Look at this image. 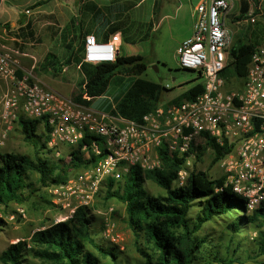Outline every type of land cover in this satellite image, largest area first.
<instances>
[{"label": "trees", "instance_id": "1", "mask_svg": "<svg viewBox=\"0 0 264 264\" xmlns=\"http://www.w3.org/2000/svg\"><path fill=\"white\" fill-rule=\"evenodd\" d=\"M242 2L246 7V0ZM43 3L33 4L31 8ZM85 8L94 12L95 19L101 16L102 11L93 3H87ZM7 28L10 29L11 25L8 24ZM118 29L119 26L114 28L113 25L112 33ZM127 31L124 29V32ZM13 34L20 40L36 39L34 20L29 19L26 24L16 28ZM67 36L65 33V40ZM76 36L79 45L75 49ZM86 36L81 29L66 43L69 54L64 61L56 54L48 53L39 68L35 69L36 72L40 70L41 73L58 77L63 73L65 65L75 62L83 77L71 98L90 106L95 98L106 93L116 74L141 76L148 64L142 55L118 56L116 60L99 63L86 61ZM15 43L23 45L19 41ZM258 46L255 43H239L231 47L228 62L222 72L228 88L243 86L248 64ZM18 75L22 76L23 72L19 70ZM140 76L134 80L112 112L142 120L144 115L162 102L166 86ZM203 92V82L199 81L170 100L169 104L194 99ZM15 123L19 124L26 141L34 146V157L0 148V211L6 212L12 204L25 205L34 195L53 206L49 188L65 183L72 175L96 163L95 156L86 159L80 148L83 143H89V137L72 150V147L63 146L66 150L62 149V156L55 158L50 155L51 150L47 147L49 127L44 118H31L20 111ZM208 147L213 149L215 162H219L232 149L228 141L220 144L215 138L208 139L205 149ZM201 148L199 146L197 149L199 160L204 155ZM161 156L163 168L143 171L139 166L131 167L123 179L105 180L104 188H101L97 196L105 194V199L117 198L125 204L140 259L135 262L124 259L116 245L98 240L93 228L92 208L81 206L68 220L52 221L33 231L28 238L9 244L0 253L1 264H234L238 257L224 256L222 245L216 244L214 237L206 231V226L214 222L225 225L233 235L246 233L244 241L250 240L247 234L250 229L258 231L257 239L251 237L258 251L250 252L253 254L247 257L256 260V256L264 255V201L250 210L248 199L235 192L233 186L225 185L224 174L213 178L202 170H191L186 184L176 186L175 180L185 166V157L163 149ZM33 174H37V180L32 179ZM148 179L165 189L166 193L153 195L148 192L144 186ZM7 225V220L0 215V231ZM239 245L234 256L241 250L243 243ZM227 249L230 251L231 247Z\"/></svg>", "mask_w": 264, "mask_h": 264}, {"label": "built area", "instance_id": "2", "mask_svg": "<svg viewBox=\"0 0 264 264\" xmlns=\"http://www.w3.org/2000/svg\"><path fill=\"white\" fill-rule=\"evenodd\" d=\"M231 2L200 0L194 11L193 33L178 47L181 67L199 72L204 92L180 103L161 102L142 120L94 110L30 74L19 76L20 50L0 40V81L5 85L0 95V143L23 111L31 118H44L49 127L47 147L55 157L62 156L63 146L72 150L89 137L81 151L86 159L97 158L65 183L49 188L59 211L55 222L68 220L81 206L91 207L108 178L121 180L134 166L143 171L163 168L162 149L185 157V166L175 180L176 186L185 185L192 162H199L197 149L201 146L205 154L209 138L232 146L219 161L225 185L246 197L250 210L264 201V43L251 57L243 86L228 88L222 72L234 39L225 23ZM250 17L251 22L257 21L254 10ZM85 44L86 61H113L119 56L120 34H113L107 43L88 34ZM20 212L26 216L24 209Z\"/></svg>", "mask_w": 264, "mask_h": 264}, {"label": "rangeland", "instance_id": "3", "mask_svg": "<svg viewBox=\"0 0 264 264\" xmlns=\"http://www.w3.org/2000/svg\"><path fill=\"white\" fill-rule=\"evenodd\" d=\"M121 1L122 0H116L117 4ZM137 1L138 0H128V2L131 3ZM152 1L153 0H148L141 7L132 9L131 19L133 20V24L126 32V35H133L138 38L146 34V37H142L140 41L138 40V44H130L129 47L125 46L122 52V55H143L146 57V62L148 64L147 69L141 76L131 73L116 74L112 78L106 93L92 101V109L111 113L115 110L121 97L139 76L160 82L165 86L169 85L163 92L162 102L175 98L195 83L203 81V77L198 71L185 70L179 63L178 47L183 38H181L182 31L178 28V24L175 29L171 30V23L169 20H166L162 28L155 31H151L146 24L141 26V22L149 19L151 15ZM199 1L200 0H177L178 4L183 3L181 14L184 24L190 20L193 7L196 6ZM236 1L240 2V0ZM248 1L253 3L254 11L257 18H259V22L255 26L264 28V0H256L257 2L254 0ZM33 4L34 3L17 6V4L8 2L7 0H0V19L13 20L15 16L23 17V15H25V19L32 18L34 20L37 30L36 39L30 40L29 42L23 41L22 46L14 43L15 47L21 52L20 70L23 74H30L35 80L44 84L47 83L53 89L69 96L74 88L72 85L63 84V88L60 89V87L55 84L57 80H67L68 74L66 71L58 77H53L49 74L41 73L40 70L36 72L35 68H39V65L44 61L48 53L56 54L60 60H63L67 55V44L64 34L68 31L69 35L78 33V30H76L74 26H72V28L74 27L72 31L69 25L70 21L74 19L82 20L81 22L86 23L89 21V17L87 15H81V12H79L74 5V0H45V3L31 8ZM27 9H30L29 13ZM262 11L263 15L261 16ZM73 16L74 18H72ZM11 20L9 22H11ZM243 22L244 25L247 23H245V21ZM78 45L79 38L76 36L74 47L76 48ZM24 53L28 54V56H24ZM22 59L24 60L23 63ZM154 65H157L159 71H156ZM0 84L5 89V85L1 81ZM3 88L0 89V95L4 91ZM7 131L5 140L3 143H0V148L2 150L26 153L34 157L35 148L26 141L19 124L14 123L12 128ZM101 146L104 148L103 143H101ZM62 149H64V151L66 150L64 147H62ZM50 155L55 157L52 152H50ZM213 157V149L207 148L204 156L199 162H192V168L206 171L213 178L221 177L224 174L223 167L220 162H215ZM32 179L37 180V174H33ZM144 186L146 190L153 195L166 193L165 189L157 185L151 179H148ZM237 193L240 195L239 192ZM104 195L105 194L99 196L91 206L94 216L93 228L96 230L97 238L105 244L112 243L116 245L121 251V255L124 259L135 262L140 259L141 256L137 253L135 248V235L128 223L126 206L117 198L107 200ZM47 197L48 196H46V198ZM21 209L26 210L25 217L21 216ZM58 214L59 211L56 210L54 206L42 202L38 195H34L25 205L12 204L6 212L0 211V215L8 222V225L0 231V253L9 244L23 238H28L33 231L44 225L50 224ZM206 231L214 237L216 244L222 245L221 252L224 256L240 258H237L234 264H264V255L256 256V260L247 257L248 254H253L250 252L258 251V247L254 240L259 237V234L258 231L253 228L247 232L250 236L249 241H244L246 233L233 235L225 225L217 222L209 223L206 226ZM252 236L254 240L251 239ZM241 242L243 243L240 247L241 250H238L236 256H234L235 249L240 246L239 244ZM229 246L231 247L230 251L227 249Z\"/></svg>", "mask_w": 264, "mask_h": 264}, {"label": "crops", "instance_id": "4", "mask_svg": "<svg viewBox=\"0 0 264 264\" xmlns=\"http://www.w3.org/2000/svg\"><path fill=\"white\" fill-rule=\"evenodd\" d=\"M7 1L15 3L17 4V6L26 5L30 3L36 4L38 2L45 3V0H7ZM147 1L148 0H138L135 3H131V2H128V0H122L120 3L117 4L116 0H101V1L99 0H74V5L77 7L78 11L81 12L82 16L87 15L89 17V21L85 23V22H81L82 20L72 19L69 25L71 26V28L72 26H74L75 29L78 30V33L82 29V32L84 34H87V35L94 34L99 43H107L111 40V37L113 34L115 33L120 34L119 56H127V55H122L123 48L125 46L129 47L130 44H138L137 43L138 40L140 41L142 37H146V34H144L142 37L136 38L133 35L132 36L126 35V32H124V29L129 30L130 26H132L133 24V20L131 19L132 9L141 7ZM254 1L257 2L256 0ZM246 2H247V5L246 7H244L242 0H240V2L236 0H232L230 12L228 13L226 20H225L226 25L232 30L234 34L232 46L238 45L239 43H255L257 45H261L264 43V28H258L257 26H255L259 22V18H257L256 13H255V16H256L257 21L253 23L250 20L251 18L250 13L252 10H254V5L253 3H251V1L246 0ZM87 3H93L94 5L97 6L98 9L102 11L99 19H95L94 12L92 11L90 12L89 10L85 8V5ZM195 7L196 6L193 7L190 20L186 22V24H184V22H182L183 19H182V14H181L182 9H183V3L178 4L177 0H153L151 3V15L149 19L141 22V26L146 24L151 31L153 30L155 31L157 29L159 30L160 28H162V25L166 22V20H169V22L171 23V26H170L171 30L175 29L176 25L178 24V28L183 32V33L181 32V35H182L181 38H183L182 39L183 41L186 38L190 37L193 33V20H194ZM262 15H263V11L261 13V16ZM24 17L25 15H23V17L15 16L13 20L0 19V23H1L0 40L6 41L10 44H14L17 41L23 43V41L25 40L18 39L13 34V32L19 26L26 24L29 21V19H32V18L25 19ZM72 18H74V16ZM10 20L11 22H9ZM243 21L247 23L244 25ZM8 24L11 25L10 29L7 28ZM113 25H114V28L116 26H119V29L114 33H112ZM74 27L72 28V31L74 30ZM67 34H68L67 36L68 39L66 40V43L69 40H71L74 36V33H72V35L70 34L71 35L70 37L69 31L67 32ZM26 42H29V41H26ZM66 48H67V55H68L69 49L68 47ZM24 54H25L24 56H28V54L26 53ZM67 55L65 56V58L67 57ZM65 58L62 61H64ZM23 61L24 60L22 59V63ZM64 71H66L68 74L67 80H64V79H62L61 81L57 80L55 84L56 86H59L60 89L63 88L62 87L63 84L72 85L74 88L70 92L69 96L71 97L73 91H75L76 88L78 87L79 81L82 79L83 75L81 74L79 66L75 62L65 65ZM45 84L51 87L49 84L47 83ZM2 88L3 86L0 84V89ZM91 105L89 107H91Z\"/></svg>", "mask_w": 264, "mask_h": 264}, {"label": "water", "instance_id": "5", "mask_svg": "<svg viewBox=\"0 0 264 264\" xmlns=\"http://www.w3.org/2000/svg\"><path fill=\"white\" fill-rule=\"evenodd\" d=\"M154 68L156 69V71H159L157 65H154Z\"/></svg>", "mask_w": 264, "mask_h": 264}]
</instances>
